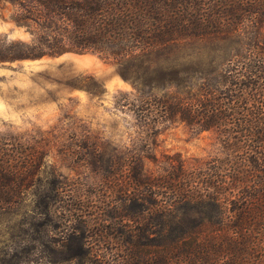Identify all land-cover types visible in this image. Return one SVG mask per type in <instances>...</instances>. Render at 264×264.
Listing matches in <instances>:
<instances>
[{"label": "trees", "instance_id": "obj_1", "mask_svg": "<svg viewBox=\"0 0 264 264\" xmlns=\"http://www.w3.org/2000/svg\"><path fill=\"white\" fill-rule=\"evenodd\" d=\"M0 8L30 34L0 33V63L92 52L128 64L136 100L123 105L154 123L216 129L226 150L192 167L172 158L158 177L133 167L126 184L107 178L98 192L112 189L121 207L97 206L96 235L76 226L59 251L43 230L36 247L13 254L18 264L50 263L49 247L61 263L264 264V0H0ZM206 37H238L239 49L216 68L165 62ZM46 174L40 146L0 136V217L28 194L47 216L49 195L31 192ZM58 206L67 221L95 214Z\"/></svg>", "mask_w": 264, "mask_h": 264}, {"label": "rangeland", "instance_id": "obj_2", "mask_svg": "<svg viewBox=\"0 0 264 264\" xmlns=\"http://www.w3.org/2000/svg\"><path fill=\"white\" fill-rule=\"evenodd\" d=\"M3 14L0 8L1 34L10 39H30L29 32L5 20ZM238 40H192L176 48L165 62L188 70L201 65L216 68L238 51ZM127 68L128 64L92 52L0 63V136L31 142L46 152L47 174L31 192L46 193L51 202L50 213L42 216L36 197L28 194L13 213L0 217V264H18L13 254L36 247L43 230L59 251L63 249L57 243L68 238L76 226L90 228V234H94L97 206L103 201L116 202L112 189L107 190L105 198L98 192L100 186H106L107 178L116 185L126 184L130 171L135 172L133 167L158 177L169 171L175 157L192 167L212 156L226 155L216 129L200 130L168 121L154 123L123 105L136 100ZM119 201L116 203L121 207ZM58 205H63L66 213L81 205L88 211L95 210V214L85 216L88 219L84 222L75 218L67 221ZM94 237L90 240L97 243ZM99 245L102 252L106 251L104 243L99 242L94 244L95 249ZM48 249L52 260L48 264H78L61 263ZM9 250L12 256L6 254ZM116 251L114 248L111 253Z\"/></svg>", "mask_w": 264, "mask_h": 264}]
</instances>
